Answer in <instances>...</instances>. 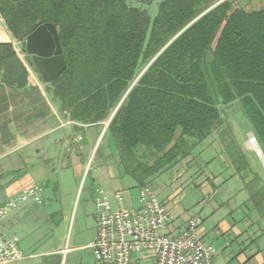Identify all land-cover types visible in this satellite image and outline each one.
Masks as SVG:
<instances>
[{
    "label": "trees",
    "instance_id": "16d2710c",
    "mask_svg": "<svg viewBox=\"0 0 264 264\" xmlns=\"http://www.w3.org/2000/svg\"><path fill=\"white\" fill-rule=\"evenodd\" d=\"M128 1L0 0L2 83L27 84L7 32L27 38L51 24L66 63L53 96L82 125L107 121L124 98L105 133L139 189L212 136L223 124L217 104H240L264 157V8L224 0L195 20L219 0H162L151 19ZM225 134L234 173L264 219V180Z\"/></svg>",
    "mask_w": 264,
    "mask_h": 264
},
{
    "label": "rangeland",
    "instance_id": "374dc122",
    "mask_svg": "<svg viewBox=\"0 0 264 264\" xmlns=\"http://www.w3.org/2000/svg\"><path fill=\"white\" fill-rule=\"evenodd\" d=\"M158 2L161 1L150 3L148 14L151 19L157 15ZM236 4L251 10L264 8V0H236ZM7 34L13 48L21 53V59L27 65V84L23 89L1 86L0 92L22 95L23 98L18 97L21 100L17 102L24 114L61 110L50 84L42 81L33 65L32 55L25 51L26 38L16 39L10 33ZM3 76L4 73L0 72V84ZM217 107L223 124L212 136L194 147L186 158L148 183L157 200L165 205L176 223H188L196 217L201 220L197 234L203 243L215 248L216 255L212 264H241L242 259L239 257L243 251L247 250L249 255H253L261 250L264 256V219L257 216L248 201L242 181L235 175L218 134L226 132L224 139L236 144L250 169L263 180L264 165L259 155L248 147L249 138L254 135L240 104H217ZM104 123L106 120L99 124L104 127ZM88 157L90 162L85 177L77 175L72 168L56 171L46 189L50 192L49 199H45L42 205L29 200L19 203L3 218L0 227H3L9 213L20 205L32 206L27 207L28 214L22 218L21 226L16 227L10 223L7 230H2L7 235L19 238V248L23 251L24 259L13 264H55L53 256L40 254L56 248L61 237H64L62 244L66 247L78 244L74 241L77 231L82 232L84 237L91 235L97 190L107 194L119 189L127 202L132 200L133 207H139V187L131 177L124 174L115 145L106 133L101 136L97 147L90 149ZM87 164H83L84 171ZM3 184L0 180V196ZM52 186L54 192L50 191ZM3 203L0 197V205ZM31 211H35V214L30 215ZM61 223L68 224L64 231ZM223 223H234L235 227L223 229ZM241 233L244 234L242 239ZM71 255L83 259L78 261L79 264H96L90 249H81ZM131 264H154V260L144 259L137 263L131 261Z\"/></svg>",
    "mask_w": 264,
    "mask_h": 264
},
{
    "label": "crops",
    "instance_id": "0c3cea01",
    "mask_svg": "<svg viewBox=\"0 0 264 264\" xmlns=\"http://www.w3.org/2000/svg\"><path fill=\"white\" fill-rule=\"evenodd\" d=\"M144 1H150L151 3L155 0ZM222 1L224 0H219L211 7H215ZM128 2L131 6L146 12L149 16L150 3H143L141 0H129ZM1 86L5 87L6 85L1 82L0 88ZM18 97L23 98L22 95L17 93L0 92V180L4 182L0 197L6 203L16 198L23 189L39 185L42 187V203L40 204L42 205L45 199H49L50 192L46 189L51 181L52 174L56 171H65L72 168L77 175L81 174L84 177L83 164L90 162L89 151L91 148L97 147L104 127L100 126L99 123L82 125L73 122L67 112L57 109H50L44 113L24 114L18 108L17 100H21ZM54 184L56 185V182ZM50 191H55L53 186ZM116 192L121 194L119 189L113 190L111 193L110 191L107 194L103 193L115 204L113 195ZM122 206L133 207L132 200L127 202L124 199ZM27 207L32 206L20 205L10 212L4 220L3 227H0V231L7 230L10 223H13L16 227L21 226L22 218L28 214ZM34 212L31 211L30 215H34ZM92 217L93 231L91 235L84 237L82 232L77 231L74 241L78 244L71 248L62 244L64 237H61L56 248L40 255L49 254L53 256L55 264H66L69 260V264H79L78 261L83 259L73 257L71 254L81 249H88L87 245L94 239L96 235L94 210ZM61 225L63 231L68 227L67 223H61ZM186 226L187 223L179 225L172 219L168 231L170 234L176 235ZM225 227L232 228L235 227V224L227 225L223 223L222 228ZM242 233L240 239L244 236ZM81 241L82 243H80ZM20 251L23 254L21 248ZM30 256L33 257V255ZM240 258L242 259L241 264H264V256L261 250L253 255H249L247 250L243 251L240 253ZM144 259L153 260L147 254H135L131 257V261L136 263Z\"/></svg>",
    "mask_w": 264,
    "mask_h": 264
},
{
    "label": "built area",
    "instance_id": "2783aa9c",
    "mask_svg": "<svg viewBox=\"0 0 264 264\" xmlns=\"http://www.w3.org/2000/svg\"><path fill=\"white\" fill-rule=\"evenodd\" d=\"M251 142H256L253 136ZM42 203V187L23 189L19 195L0 206V225L6 214L19 203ZM112 200L97 190L94 198L96 235L87 245L96 264H131L135 254H147L154 264H212L216 250L197 234L201 220L191 219L176 235L168 231L172 216L160 203L150 186L139 189V207H123V196L116 192ZM19 238L0 231V264L23 260Z\"/></svg>",
    "mask_w": 264,
    "mask_h": 264
},
{
    "label": "water",
    "instance_id": "95a60500",
    "mask_svg": "<svg viewBox=\"0 0 264 264\" xmlns=\"http://www.w3.org/2000/svg\"><path fill=\"white\" fill-rule=\"evenodd\" d=\"M212 8L213 7L209 8L207 11H209ZM207 11L202 13L195 20L200 18ZM194 21H192L191 23H193ZM25 51L28 54L32 55L33 65L37 69L42 81L45 84H51L52 82H54L66 69V63L60 47L57 31L55 27L51 24H45L39 26L33 33H31L26 38ZM123 99L120 101V103L113 111L112 115L109 117L107 124L103 129L102 135L106 131L109 123L114 117ZM258 152L261 153V150L259 149ZM262 163L264 165V157Z\"/></svg>",
    "mask_w": 264,
    "mask_h": 264
},
{
    "label": "bare ground",
    "instance_id": "6f19581e",
    "mask_svg": "<svg viewBox=\"0 0 264 264\" xmlns=\"http://www.w3.org/2000/svg\"><path fill=\"white\" fill-rule=\"evenodd\" d=\"M107 121H108V120H107ZM107 121H106V123H104V127H105V125L107 124ZM101 136H102V134H101ZM100 138H101V137H100ZM249 140H250V138H249ZM249 143H250V144H248L249 149L254 150V151L257 153V155H259V157L261 158V160L263 161V156L261 155V153L258 152L259 148H258V146H256V142H251V141H249ZM88 166H89V163H88L87 166H86V170H85V172L88 170ZM86 174H87V173H84V177L86 176ZM83 179H84V178H83ZM65 251H66V250H65Z\"/></svg>",
    "mask_w": 264,
    "mask_h": 264
},
{
    "label": "flooded vegetation",
    "instance_id": "af4514ba",
    "mask_svg": "<svg viewBox=\"0 0 264 264\" xmlns=\"http://www.w3.org/2000/svg\"><path fill=\"white\" fill-rule=\"evenodd\" d=\"M32 58V57H31Z\"/></svg>",
    "mask_w": 264,
    "mask_h": 264
}]
</instances>
